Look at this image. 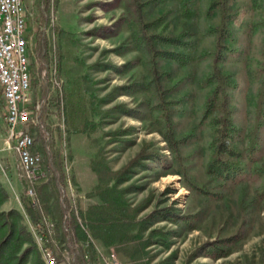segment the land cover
<instances>
[{
	"label": "rangeland",
	"instance_id": "rangeland-1",
	"mask_svg": "<svg viewBox=\"0 0 264 264\" xmlns=\"http://www.w3.org/2000/svg\"><path fill=\"white\" fill-rule=\"evenodd\" d=\"M211 2L200 0L201 14L194 22L200 37L198 58L184 68L166 64L175 77L168 85L188 74L199 81L209 74L216 37L210 27L219 20L217 12L207 13ZM228 5L237 13L231 26L235 44L222 68L236 84L230 101L233 122L243 137L237 148L253 145L256 150L244 159L242 178L230 184L221 199L212 200L192 191L177 173L184 168L189 181L199 186L208 181L211 129L201 118L210 88L197 85L183 91L192 97L186 113L174 118L175 136L192 138L180 147L178 163L162 136L154 109L157 100L147 88L148 55L138 41L133 0H24L28 105L34 122L29 133L47 178L36 187L39 208L30 205L26 211L22 206L20 212L28 230L41 212L52 219L58 264H96L84 253L83 241L75 242L81 233H74V241L67 231L71 193L83 216L92 206L107 204L104 208L109 209L111 203L119 209L118 204H125L129 225L120 221L96 229L97 235L116 240L112 244L85 224L81 227L92 248L115 255L123 264H264V0H228ZM182 24L180 20L169 29L178 33ZM140 153L161 156L170 167L137 157ZM15 158L24 184L22 204L26 184ZM9 204L8 199L2 209L9 210ZM168 208L178 216L199 214L200 221L190 231L183 223L148 219ZM242 222L247 234L230 255L211 258L207 244L232 236ZM28 264L35 259L30 257Z\"/></svg>",
	"mask_w": 264,
	"mask_h": 264
},
{
	"label": "trees",
	"instance_id": "trees-1",
	"mask_svg": "<svg viewBox=\"0 0 264 264\" xmlns=\"http://www.w3.org/2000/svg\"><path fill=\"white\" fill-rule=\"evenodd\" d=\"M133 4L136 11V24L139 27L138 41L143 44L148 55L150 80L147 88L152 90L157 100L154 109L159 113L157 120L163 126L162 136L171 156L178 163L182 160L180 147L187 145L189 139L192 138V134L181 138L175 136L174 118L186 113L185 106L192 97L191 93L183 91L189 86L197 85L201 88H210L201 118V122L209 124L211 129L212 154L206 168L208 181L205 185L199 186L193 181H189L184 168H181L177 173L183 176L192 191L208 199L219 200L230 184L242 178V174L246 170V164H243V161L252 157L256 150L253 145L244 149L237 148L243 137L241 130L233 122L234 112L230 101V95L236 84L232 75L223 72L222 68L224 61L233 53L232 46L235 44V38L231 26L237 20V13L233 7L228 5V0H212L207 13L217 12L219 20L215 26L210 27L216 37L214 52L210 53L212 63L209 74L200 81L188 74L172 85H168L175 77L173 71L165 69L166 64L171 63L179 68H184L198 58L195 55L200 37L194 29V22L201 14L200 0H133ZM152 13L156 14L152 16ZM168 16L172 18L168 20ZM180 20L183 22L181 31L175 33L169 29ZM137 157H150L145 158L149 160L154 158L162 166L170 167L161 156L153 154L143 156L140 153ZM180 167H183L182 164ZM8 199L7 191L0 184V264H28L30 257L35 259V264H43L44 261H42L33 236L23 224L21 212L16 209L6 211L2 209ZM105 205L107 204L88 208L84 216L77 206V216L74 214L71 202L66 205L67 220L65 225L70 239L73 235L72 240L75 241V234L81 233L76 236L75 242L83 241L84 253L89 254L92 262H96V264H101V262L96 250L91 246L89 234L81 228L83 224L87 229L92 230L96 237L110 245L116 240L97 235L96 229L99 227L111 228L114 224L119 225L120 221L123 226L131 223L127 221L124 203L118 204L119 209L111 206V203L108 204L110 205L109 209L104 208ZM22 206L26 211L31 209L28 198L22 201ZM148 219H154L155 222L169 221L175 225L183 223L184 227L191 231L196 228L200 216L199 214L178 216L171 208H168L158 213H152ZM144 221H141V226ZM246 234L247 225L246 222H242L237 232L232 236L207 244L206 253H210L214 260L227 257L230 255L232 247L240 242ZM64 235L65 237L61 238L63 244L66 243L67 232H64ZM125 235L126 238H131V236Z\"/></svg>",
	"mask_w": 264,
	"mask_h": 264
},
{
	"label": "built area",
	"instance_id": "built-area-1",
	"mask_svg": "<svg viewBox=\"0 0 264 264\" xmlns=\"http://www.w3.org/2000/svg\"><path fill=\"white\" fill-rule=\"evenodd\" d=\"M26 19L24 0H0V88L5 102L3 119L8 129L6 143L18 158L21 179L26 184V197L31 207L38 209L36 187L47 178V174L40 168L41 156L34 151V139L29 133V126L34 122L28 105L31 77L27 57ZM70 197L72 210L77 216L72 193ZM29 231L44 264H58L52 219L41 212L37 223L29 225ZM96 252L101 264H123L115 255L106 256L98 249Z\"/></svg>",
	"mask_w": 264,
	"mask_h": 264
},
{
	"label": "crops",
	"instance_id": "crops-1",
	"mask_svg": "<svg viewBox=\"0 0 264 264\" xmlns=\"http://www.w3.org/2000/svg\"><path fill=\"white\" fill-rule=\"evenodd\" d=\"M5 102L0 88V184L8 193L10 204L8 209L22 211L19 196L24 193V184L18 178V167L16 165L15 152L6 143L8 132L4 122ZM2 144V145H1ZM41 185L43 183H40Z\"/></svg>",
	"mask_w": 264,
	"mask_h": 264
}]
</instances>
